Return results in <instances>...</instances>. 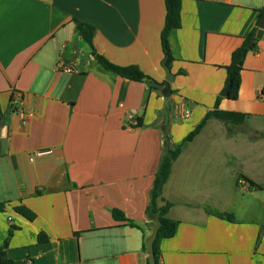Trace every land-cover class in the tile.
Returning a JSON list of instances; mask_svg holds the SVG:
<instances>
[{
    "label": "crops",
    "instance_id": "1",
    "mask_svg": "<svg viewBox=\"0 0 264 264\" xmlns=\"http://www.w3.org/2000/svg\"><path fill=\"white\" fill-rule=\"evenodd\" d=\"M262 10L264 0H182L165 97L163 0H0V202L11 203L0 212V244L16 226L8 247L15 264L149 263L145 212L164 133L174 148L214 109L225 67L258 31ZM75 19L96 27L97 53L163 86L103 69ZM256 40L238 99L221 97L218 109L246 114L261 136L230 135L211 118L183 145L159 200L179 223L159 245L161 264H264V35ZM69 65L75 72L62 70ZM21 204L35 221L13 211ZM113 209L136 227L116 221ZM42 231L48 243L38 242Z\"/></svg>",
    "mask_w": 264,
    "mask_h": 264
},
{
    "label": "trees",
    "instance_id": "2",
    "mask_svg": "<svg viewBox=\"0 0 264 264\" xmlns=\"http://www.w3.org/2000/svg\"><path fill=\"white\" fill-rule=\"evenodd\" d=\"M166 7V16H165V23L164 27L161 32L160 41L161 47L164 53V57L166 61V65L171 68L172 62L174 61L171 49H170V41L169 35L170 33L181 27L182 24V0H163ZM264 14V10H262ZM74 22L76 23V34H78L84 42H86L92 51L95 52V59L97 62L102 66L103 69L110 71L117 76L128 79L134 82H147L152 90L160 89L163 84L157 82L150 76L146 75L138 66L131 65V66H118L108 59H105L104 56L97 53L95 46H94V37L96 34V27L90 23L83 22L80 20L75 19ZM257 31L255 30L252 32L244 41L242 46L236 49L232 53L231 63L225 67L228 77L227 81H231V86L228 91L227 99L229 100H237L240 92L241 86V75L243 71L244 60L250 51L256 50V35ZM254 42V43H252ZM264 93V92H263ZM222 98L218 97L216 101V105L213 110L209 111L202 121L185 137L182 143L178 144L174 148L169 145L170 137L167 131L164 133L165 137V148L160 160V164L158 170L155 174L154 182L152 188L149 193V202L146 208V216L150 220V224L154 226L155 219H159L161 222V226L159 228L158 236L154 243V253H155V262L156 264H161V252L160 250V243L164 239H170L174 237L177 231V227L179 225L178 222L170 219L168 217V212L172 206L170 202H166L163 205H159V200L162 198V193L164 189L165 183L168 181L167 179L170 176L172 165L174 161L178 158L181 153L182 147L185 143L192 141L204 128L207 121L211 118L218 119L222 121L227 129L228 133L232 135L236 133L238 130L237 128H241L242 131L251 135L252 139H256L261 135L252 131L246 124V114L240 112H233V111H224L219 108V102ZM5 115L0 105V127L4 124ZM1 151V145H0ZM1 156V152H0ZM253 186L260 189L255 183L251 182ZM11 203H1L0 202V212H5L7 207L10 206ZM13 211L18 213L25 219L30 222H33L37 219V215L27 208L24 205H17L13 206ZM210 214L216 215L222 219H225L229 222H235V217L232 214H221L217 211H212L210 209L207 210ZM113 218L116 221L120 222H127L131 227H136L131 220H129L125 214L117 209H113L111 211ZM17 229L16 226H11L8 231V237L4 241V243L0 244V264H15V262L9 257V240L11 239L14 231ZM48 236L45 232H40L38 234V242L40 244L48 243ZM258 239V244H259ZM144 249L147 250V246L144 244ZM149 264V263H148Z\"/></svg>",
    "mask_w": 264,
    "mask_h": 264
},
{
    "label": "water",
    "instance_id": "3",
    "mask_svg": "<svg viewBox=\"0 0 264 264\" xmlns=\"http://www.w3.org/2000/svg\"><path fill=\"white\" fill-rule=\"evenodd\" d=\"M264 35V15L262 16L259 25H258V31L255 35V39H261ZM253 43V42H252ZM93 55L95 53L93 52ZM163 66L166 70V92L164 93V96L167 97L169 95V83L173 80V74L170 70V68L166 65V61L163 62ZM231 86V81H227L226 85L223 87V89L220 92L221 97H227L229 88ZM161 226L160 220L157 218L155 219V224L153 227L152 235L148 238L146 241L147 251L149 253V264H156L155 262V253H154V243L158 236L159 228Z\"/></svg>",
    "mask_w": 264,
    "mask_h": 264
},
{
    "label": "built area",
    "instance_id": "4",
    "mask_svg": "<svg viewBox=\"0 0 264 264\" xmlns=\"http://www.w3.org/2000/svg\"><path fill=\"white\" fill-rule=\"evenodd\" d=\"M62 70L65 71V72H68V73L75 72L74 67L73 66H70V65L69 66L62 67ZM12 102H13L14 105H15V103L17 105L18 100H13ZM185 116L188 117L189 115L186 114ZM49 152L50 151H38V152H35L36 153L35 155H38V156H40V155H46V153L49 154Z\"/></svg>",
    "mask_w": 264,
    "mask_h": 264
},
{
    "label": "rangeland",
    "instance_id": "5",
    "mask_svg": "<svg viewBox=\"0 0 264 264\" xmlns=\"http://www.w3.org/2000/svg\"><path fill=\"white\" fill-rule=\"evenodd\" d=\"M87 47V50L89 51V47L88 46H86ZM165 69V68H164ZM166 71V70H165ZM183 120V119H182ZM187 122H189V121H187ZM184 123H186V121L184 122Z\"/></svg>",
    "mask_w": 264,
    "mask_h": 264
}]
</instances>
